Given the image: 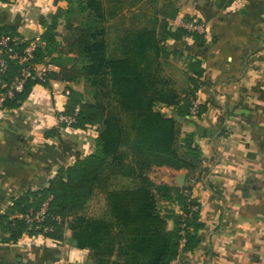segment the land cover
<instances>
[{
    "label": "trees",
    "instance_id": "1",
    "mask_svg": "<svg viewBox=\"0 0 264 264\" xmlns=\"http://www.w3.org/2000/svg\"><path fill=\"white\" fill-rule=\"evenodd\" d=\"M55 3L56 10L40 19L45 30L43 42L30 61L57 68L50 71L44 85L51 80L84 84V91L71 89L64 111L75 115L73 129L98 127L96 148L59 169L47 187L16 198L10 208L15 216L5 217L2 228L15 242L25 233L37 234L38 230L17 215L32 208L39 210L48 201L43 223L53 225L54 231L46 238L64 241L71 231L68 242L88 249L95 264H170L180 250L182 217L165 202L177 203L181 211H187L191 187L156 183L150 173L159 166L194 171L201 163V151L192 134L181 136L177 119L164 113L160 105L174 107L179 115H190L192 98L203 86L204 70L201 60L191 59L192 86L179 87L166 67L172 55L183 54L169 49L168 41L188 36L199 41L203 37L172 25L169 18H175L178 9L175 5L168 15L169 3H164L151 24L123 31L119 55L114 56L103 0ZM60 24L66 29L62 40L58 39ZM2 34L17 33L3 27ZM66 59L72 61L70 66ZM19 70L18 63L8 60L2 81L10 82ZM36 84V80L28 81L25 89L7 102L8 107L26 98ZM205 110L201 104L198 115ZM97 193L104 195L106 208L100 215H89L88 206ZM199 212L188 220L191 229ZM54 216H61L62 221ZM194 242L190 230L184 251L192 250Z\"/></svg>",
    "mask_w": 264,
    "mask_h": 264
},
{
    "label": "crops",
    "instance_id": "2",
    "mask_svg": "<svg viewBox=\"0 0 264 264\" xmlns=\"http://www.w3.org/2000/svg\"><path fill=\"white\" fill-rule=\"evenodd\" d=\"M176 3L178 14L169 18L170 23L179 26L196 18L204 32L199 41L189 36L168 41L169 49L183 54L172 58L184 65L167 72L187 89L192 86L191 59L201 60L200 97L206 110L191 116L160 107L177 119L182 137L194 136L201 163L191 172L154 167L164 176L155 179L152 171L150 177L181 188L176 179L185 172L184 186L191 187L200 203L191 229L194 248L184 253V264H264V0ZM56 8L54 0H0V29L10 28L32 40L45 31L41 17ZM120 28L109 38L114 56L119 55ZM78 86L61 80L36 84L26 98L0 109V264H95L88 249L68 242L71 231L64 241L15 242L2 228L5 217L15 216L10 208L16 198L47 187L59 169L95 151L97 126L67 129L57 124L56 115L52 117L53 110L65 108L71 89L83 90ZM165 203L176 213L181 211L179 204ZM168 227L173 228L172 220Z\"/></svg>",
    "mask_w": 264,
    "mask_h": 264
},
{
    "label": "built area",
    "instance_id": "3",
    "mask_svg": "<svg viewBox=\"0 0 264 264\" xmlns=\"http://www.w3.org/2000/svg\"><path fill=\"white\" fill-rule=\"evenodd\" d=\"M179 26H183L187 30L193 33H203L204 25L198 19H190L181 22ZM27 42V44L21 48V45ZM41 35L35 36L32 40L25 39L19 34H2L0 36V54H4L6 57L0 58V109H4L7 106V102L13 99L18 93H21L28 81L36 80L38 85H44L48 80V74L55 69L50 63H33L30 60L33 58V54L39 44H41ZM8 60L14 61L20 65V70L10 82L2 81L1 75L8 67ZM202 88V84L200 85ZM200 89L195 92V96L192 98V104L190 108V115L197 116L199 114L200 105L203 104L200 97ZM69 93V91H67ZM79 107L76 108V113ZM57 122L60 125H64L66 128H71L75 123V115L67 114L64 110L58 112ZM187 211H180L181 214V242L180 250L178 254L172 259L170 264H184V247L187 242V236L191 230L188 220L193 216L195 212L200 210V204L194 202L191 191H187ZM48 201H45L39 210L30 209L26 214H18V218H24L30 227L38 230L36 234L25 233L23 235V242L46 238V235L54 231V226L51 224L43 223L48 215ZM55 220L59 223L62 221L61 216H54ZM21 241L20 243L23 244Z\"/></svg>",
    "mask_w": 264,
    "mask_h": 264
},
{
    "label": "rangeland",
    "instance_id": "4",
    "mask_svg": "<svg viewBox=\"0 0 264 264\" xmlns=\"http://www.w3.org/2000/svg\"><path fill=\"white\" fill-rule=\"evenodd\" d=\"M55 1V0H54ZM162 1V2H161ZM103 0V3L105 7L107 8V18H108V38H110V35H112V38L116 34V30H118L119 27L123 31L129 28H137L144 24H151L154 20V18L157 16V10L159 8H164V3H169V6L167 7L166 12L168 15L172 14L173 8L175 5H177L176 0L171 1H164V0ZM221 2H227L229 0H220ZM176 8V7H175ZM125 9H127L125 11ZM165 11V10H164ZM196 19V18H195ZM132 20H136V22L132 23ZM140 20H146V23L141 22ZM148 21V22H147ZM58 32L61 36H58L59 40H62L64 38V35L66 34V29L64 24H60L58 26ZM70 56V55H67ZM71 57V56H70ZM49 60V58H48ZM67 62V64L70 66L72 64V61L64 60ZM183 64V60H178V57L176 59H171V64L166 67V70L170 73H174L176 69L180 68ZM180 78V77H179ZM181 80V78H180ZM82 87L84 91V84L81 82L79 84ZM62 110H65L62 109ZM59 110L56 113L62 111ZM54 113V110L52 112V117H55L57 119V114ZM57 121V120H56ZM58 125H60L57 122ZM63 126V125H60ZM68 129V128H67ZM73 129V128H69ZM160 169L155 170L151 173V175L155 178H161L164 176V173L160 176ZM101 195V196H100ZM104 195L101 193H97L95 197L91 200L87 212L89 215H100L105 210V200Z\"/></svg>",
    "mask_w": 264,
    "mask_h": 264
},
{
    "label": "water",
    "instance_id": "5",
    "mask_svg": "<svg viewBox=\"0 0 264 264\" xmlns=\"http://www.w3.org/2000/svg\"><path fill=\"white\" fill-rule=\"evenodd\" d=\"M186 178H187V174L185 172L178 174L177 179H176L177 184L183 187L185 184Z\"/></svg>",
    "mask_w": 264,
    "mask_h": 264
}]
</instances>
